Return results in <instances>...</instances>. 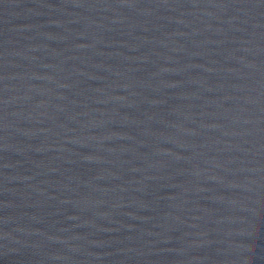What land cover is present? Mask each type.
I'll list each match as a JSON object with an SVG mask.
<instances>
[{"label":"water","instance_id":"obj_1","mask_svg":"<svg viewBox=\"0 0 264 264\" xmlns=\"http://www.w3.org/2000/svg\"><path fill=\"white\" fill-rule=\"evenodd\" d=\"M0 264H264V0H0Z\"/></svg>","mask_w":264,"mask_h":264}]
</instances>
